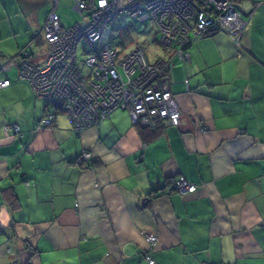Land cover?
Listing matches in <instances>:
<instances>
[{"label":"crops","instance_id":"0c3cea01","mask_svg":"<svg viewBox=\"0 0 264 264\" xmlns=\"http://www.w3.org/2000/svg\"><path fill=\"white\" fill-rule=\"evenodd\" d=\"M234 4L252 13L242 45L222 32L187 45L170 72L180 123L157 132L121 109L79 132L62 112L35 128L45 102L18 60L27 47L43 62L32 47L48 14L20 39L0 23V264H147L146 232L155 264H264V0ZM179 177L196 190H172Z\"/></svg>","mask_w":264,"mask_h":264},{"label":"built area","instance_id":"2783aa9c","mask_svg":"<svg viewBox=\"0 0 264 264\" xmlns=\"http://www.w3.org/2000/svg\"><path fill=\"white\" fill-rule=\"evenodd\" d=\"M50 12L41 30L48 53L41 63L30 60V51H20L18 77L27 81L36 97L44 100V115L35 122L41 129L53 124L57 113H65L74 132L98 126L113 110H127L132 122L141 127L158 124L178 125L180 110L171 91L170 72L176 63L189 62L185 51L193 39L218 32L241 46L252 13L242 15L232 0H72L73 10L84 24L62 26L57 8L61 0H48ZM151 25L158 34L160 55L149 54L142 45L123 52L116 49L114 21L121 15ZM83 45V74L77 65V49ZM8 64L0 66L5 71ZM184 82L188 83L185 79ZM0 79V88L9 86ZM6 133L20 134L17 124L6 125ZM90 152L82 151L75 164L87 167ZM180 195L192 193L197 185L182 178L170 183ZM146 241L145 261L155 264L153 251L157 236L143 234ZM11 264V263H10Z\"/></svg>","mask_w":264,"mask_h":264},{"label":"rangeland","instance_id":"374dc122","mask_svg":"<svg viewBox=\"0 0 264 264\" xmlns=\"http://www.w3.org/2000/svg\"><path fill=\"white\" fill-rule=\"evenodd\" d=\"M73 1L65 0L60 1V5L57 8V13L62 19V26H71L76 23L84 24L86 18H82L72 8ZM237 8V7H236ZM48 11L45 6H29L27 0H0V23L6 25V23L12 22L16 29L19 30V39L25 35V25H33L42 22L46 18ZM144 23L134 21L129 15H121L116 17L114 21L115 28V45L119 52H125L136 45H142L149 54L160 55L163 50L157 45L156 40L158 34L154 32L151 25H147L146 29H143ZM85 40H82L77 49V65L83 74L89 73V69L84 65V54L82 52ZM33 50L36 52V56H40L41 60H44L48 53V46L44 43L34 44ZM36 62V60H35Z\"/></svg>","mask_w":264,"mask_h":264},{"label":"trees","instance_id":"16d2710c","mask_svg":"<svg viewBox=\"0 0 264 264\" xmlns=\"http://www.w3.org/2000/svg\"><path fill=\"white\" fill-rule=\"evenodd\" d=\"M232 1L234 2V0H232ZM235 7H236V6H235ZM39 38H40V40H41L40 42H41V43H44L42 37L40 36ZM241 41H242V38H241ZM232 43H233V42H232ZM233 44H234V43H233ZM241 45H242V43H241ZM25 48H27V47H25ZM23 49H24V48H23ZM27 49H28V48H27ZM28 50H29V49H28ZM19 54H20V52H19ZM30 54H31V53H30ZM159 125H161V124H158V125L154 128L156 132L158 131ZM142 128H144V127H142ZM153 134H155V133H153ZM89 165H90V164H89ZM89 165H88V166H89ZM172 181H173V180H172ZM172 181H170L169 184H170Z\"/></svg>","mask_w":264,"mask_h":264}]
</instances>
